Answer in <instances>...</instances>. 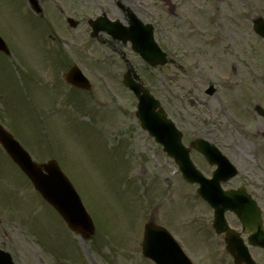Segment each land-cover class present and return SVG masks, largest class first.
I'll return each mask as SVG.
<instances>
[{"label": "rangeland", "instance_id": "rangeland-1", "mask_svg": "<svg viewBox=\"0 0 264 264\" xmlns=\"http://www.w3.org/2000/svg\"><path fill=\"white\" fill-rule=\"evenodd\" d=\"M105 1H40L43 22L33 21L54 39L61 60L54 70L46 66L54 63L49 56L39 57L37 39L44 37L18 19H28L22 0H0V36L23 67L17 66L18 76L0 55V120L38 164L58 161L99 230L87 241L73 235L0 149V248L15 264H112L109 257L120 248L123 255L113 264H152L137 253L136 243L153 219L199 264H223L199 225L209 211L140 129L135 100L117 81L121 62L87 38L84 21L99 15ZM154 3L151 11L167 30V39H157L175 64L151 69L130 52L125 57L183 133V144L190 147L196 138L213 143L238 169L233 185L253 183L250 192L264 206V119L254 111L264 109V41L252 31L255 18L264 20V0H146L144 6ZM53 8L62 9L59 24ZM66 17L77 22L75 30L65 25ZM103 58L110 62L104 65ZM73 64L89 79V93H73L63 81ZM210 87L215 92L207 95ZM190 158L210 172L198 153L191 151ZM183 222L196 236L203 230L204 240L194 245L188 234L187 241Z\"/></svg>", "mask_w": 264, "mask_h": 264}, {"label": "water", "instance_id": "water-1", "mask_svg": "<svg viewBox=\"0 0 264 264\" xmlns=\"http://www.w3.org/2000/svg\"><path fill=\"white\" fill-rule=\"evenodd\" d=\"M257 33L264 36V25L261 22L255 24ZM2 43L0 41V49H2ZM138 51V47H137ZM145 61L151 64L152 53L146 51L140 53ZM67 80L76 87H84V80L76 70H73L68 74ZM144 99L140 106L138 117L141 120L143 129H146L152 136H154L157 142L164 145V148L168 154L176 159L180 165V169L185 175L192 180H196L198 175L194 168L190 165L187 158V151L182 148L179 142L180 135L174 130L172 124L164 119V113L159 111L154 113V109L158 107V103L154 101L146 92H143ZM0 143L13 158V160L19 165V167L28 175L34 187L43 195L50 204L55 207L65 221L68 223V227L73 230L91 231V223L83 208L78 202L74 192L67 183V181L60 175V172L53 163L43 167L47 175L41 173V169L30 161V158L24 153L5 132L0 129ZM202 144V142H198ZM203 144H206L203 142ZM208 161L212 164L218 165V171L215 175H227L234 173L226 160L220 156L218 151L211 146L199 147ZM195 176V178H191ZM209 198V197H208ZM162 232V231H161ZM154 233L149 229L145 236L144 253L155 260L157 264H187L184 263L183 258L179 251L177 252L169 239V236L164 233ZM168 249V254L167 253ZM168 254V255H167ZM0 264H11L7 255L0 252Z\"/></svg>", "mask_w": 264, "mask_h": 264}, {"label": "flooded vegetation", "instance_id": "flooded-vegetation-1", "mask_svg": "<svg viewBox=\"0 0 264 264\" xmlns=\"http://www.w3.org/2000/svg\"><path fill=\"white\" fill-rule=\"evenodd\" d=\"M107 6H108V9H110V11L112 13L113 12L115 13L116 10L114 11V9L115 8L117 9L115 3L112 4V3L109 2V4H107ZM117 10H119L122 13V14H119V15L122 17V21H124V15H125L124 11H122V9H119V8ZM226 187H228V183L225 184L222 188H224L225 190L231 189L229 187L228 188H226ZM224 217H225L224 219L226 220L228 228L231 229L235 234H237L239 239L242 240V242L244 244H246L247 241H248L247 238L249 237V235H247V234H245L243 232V230L241 229L242 227L240 226V223H239L238 219L236 218V216L234 214H232V213H226L224 215ZM261 217L264 220V212H262V216ZM214 235L217 237V239L219 241H221V244L224 245L226 243L227 236H226L225 233H216L215 232ZM259 251H260V254L263 256V261H264V251H261V250H259Z\"/></svg>", "mask_w": 264, "mask_h": 264}]
</instances>
